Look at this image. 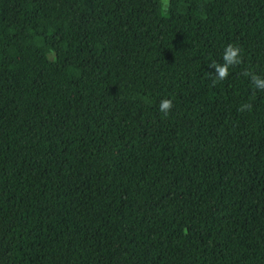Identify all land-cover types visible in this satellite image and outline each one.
Listing matches in <instances>:
<instances>
[{
	"label": "trees",
	"instance_id": "1",
	"mask_svg": "<svg viewBox=\"0 0 264 264\" xmlns=\"http://www.w3.org/2000/svg\"><path fill=\"white\" fill-rule=\"evenodd\" d=\"M245 70L264 0H0V264H264Z\"/></svg>",
	"mask_w": 264,
	"mask_h": 264
},
{
	"label": "clouds",
	"instance_id": "2",
	"mask_svg": "<svg viewBox=\"0 0 264 264\" xmlns=\"http://www.w3.org/2000/svg\"><path fill=\"white\" fill-rule=\"evenodd\" d=\"M242 63V50L238 45L228 44L224 48L222 54V62L216 63L213 62L208 67L211 69L210 76L212 78V84H215L219 81H223L227 79L229 76V69L231 67H235ZM241 75L248 77L250 79L251 84L254 86L255 89L264 91V77L249 71L245 70L241 73ZM173 107V101L170 98H163L160 100L158 105V110L163 113L165 117H167ZM253 105L251 103H244L241 104L238 108V111H251Z\"/></svg>",
	"mask_w": 264,
	"mask_h": 264
}]
</instances>
